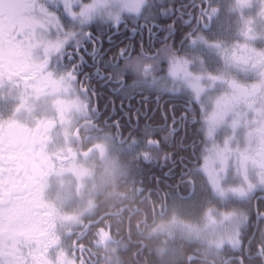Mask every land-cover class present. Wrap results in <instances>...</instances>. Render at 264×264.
Listing matches in <instances>:
<instances>
[{
  "label": "snow or ice",
  "instance_id": "snow-or-ice-1",
  "mask_svg": "<svg viewBox=\"0 0 264 264\" xmlns=\"http://www.w3.org/2000/svg\"><path fill=\"white\" fill-rule=\"evenodd\" d=\"M161 17L171 23H155ZM118 36L125 39L114 44ZM153 92L156 114L133 113L131 103L125 111V98L140 96L143 107ZM106 93L119 109L114 100L100 107ZM161 94L172 99L156 128ZM48 96L62 117L114 132L145 173L160 166L157 184L179 172L176 186L189 193L181 198L227 226L217 247L226 243L233 264H264V212L255 224L251 215L254 199L264 205L256 197L264 193V0H0V131L12 122L3 119L8 105L17 104L12 117L31 114ZM35 122L42 133L53 123ZM189 140L192 168L182 155ZM15 151L0 142V264H58L55 224L37 210L38 184Z\"/></svg>",
  "mask_w": 264,
  "mask_h": 264
},
{
  "label": "flooded vegetation",
  "instance_id": "flooded-vegetation-1",
  "mask_svg": "<svg viewBox=\"0 0 264 264\" xmlns=\"http://www.w3.org/2000/svg\"><path fill=\"white\" fill-rule=\"evenodd\" d=\"M78 2L88 3L89 0ZM238 15L232 18L233 25ZM166 22L171 23L163 17L155 21L161 25ZM124 39V36H118L113 43ZM115 51L118 52L119 48ZM163 67L167 72L166 63ZM154 75L159 76L160 73ZM161 95L158 119L153 125L156 128L164 126V105L172 99L169 94ZM172 95L175 97L172 103H177L179 90ZM55 99L57 97H53V101ZM109 100H114L119 109L121 100L107 93L101 99L100 107L103 108ZM123 103L125 111L131 103L133 113L150 107L153 109L149 112L151 116L156 114L157 94L153 92L143 107L140 96L131 101L125 98ZM7 107L9 111L4 112L3 119L12 118V122L0 131V142L15 146L16 151L24 150L28 156L14 158L33 172L43 205L37 210L49 214L55 224V245L51 257L58 264H233L226 243L217 247L225 239L227 226L220 223V217H215L216 224H211L208 219L203 226L196 224L202 206L181 198L189 193L184 185L176 186L180 180L179 172L175 178L157 184L155 178L161 176L160 166L145 173L148 166L138 163L135 152L114 132L102 126L94 127L77 116L62 117L54 103L50 116L44 118L53 122L45 133L36 123L24 126L16 120L24 112L23 108L12 117L11 111L16 109V105ZM171 107L169 103V129L172 125ZM163 135L161 132L152 139H160ZM56 144L59 147L57 154H49V146L55 147ZM188 145V152L182 155L187 159V167L192 168L196 164L191 140ZM33 147L35 151L30 150ZM168 170V167L163 168L164 173ZM65 180L73 183L78 196L72 198L71 192L65 188ZM256 197H264V193L257 191ZM257 205L258 199H254L251 212L254 224L257 212H264V205Z\"/></svg>",
  "mask_w": 264,
  "mask_h": 264
},
{
  "label": "rangeland",
  "instance_id": "rangeland-1",
  "mask_svg": "<svg viewBox=\"0 0 264 264\" xmlns=\"http://www.w3.org/2000/svg\"><path fill=\"white\" fill-rule=\"evenodd\" d=\"M52 104H53V96H48V97H45L44 99H42L41 101L37 102V105L34 109V111L30 114V113H26L25 109L23 108L24 112L22 113V115H18V117L16 118V120L20 121L23 123L24 126H32L34 125L36 122L35 120L37 118L39 119H44L48 116H50V111L52 108ZM11 105V104H10ZM13 105H16L17 107V104L16 103H13ZM12 118H8V120H10ZM55 147H51L49 146L47 152L52 153V154H57V150L59 149V147L56 145H54ZM14 156L16 158L18 157H28L26 152L23 150V151H15L14 152ZM57 158H62L61 156H57ZM63 164V163H61ZM60 164V165H61ZM68 182L65 180V185H66V190L67 191H70L71 195H72V198L74 196H78V192H77V188L76 187H73V183H68ZM207 205L205 206H202L201 210H199V215L197 217L198 219V222L196 223L197 225L199 226H203V223H206V220L208 219L207 218V215H206V209H207ZM216 207V206H215ZM218 218V217H217Z\"/></svg>",
  "mask_w": 264,
  "mask_h": 264
}]
</instances>
